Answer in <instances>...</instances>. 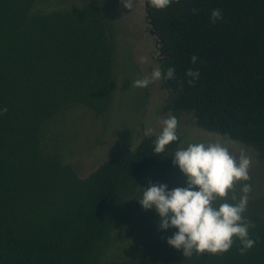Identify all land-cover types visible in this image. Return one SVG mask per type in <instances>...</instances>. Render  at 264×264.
I'll return each instance as SVG.
<instances>
[{
  "label": "trees",
  "instance_id": "1",
  "mask_svg": "<svg viewBox=\"0 0 264 264\" xmlns=\"http://www.w3.org/2000/svg\"><path fill=\"white\" fill-rule=\"evenodd\" d=\"M36 1L0 0V264H264V219L251 210V250L236 240L227 253L185 257L167 243L178 229L162 230L138 202L170 175L180 136L158 156L157 135L146 137L79 175L71 160L91 154L73 150L82 113L103 117L113 104L108 18L98 6L35 11ZM213 9L223 15L215 24ZM147 10L163 73L175 68L163 113L190 114L264 161V0H173L164 10L148 0ZM189 68L200 73L192 84Z\"/></svg>",
  "mask_w": 264,
  "mask_h": 264
},
{
  "label": "rangeland",
  "instance_id": "2",
  "mask_svg": "<svg viewBox=\"0 0 264 264\" xmlns=\"http://www.w3.org/2000/svg\"><path fill=\"white\" fill-rule=\"evenodd\" d=\"M132 5V9H128L123 6L121 0H37L34 7L35 11L51 12L98 6L104 13L106 12L108 18L115 67L113 104L103 117L98 118L88 112L82 113V124L77 126V133L80 136L72 137L75 145L73 150L78 152L90 146L91 154L79 164L75 161L76 158L71 160L77 165L76 168L82 178L95 171L113 153L134 150L144 138L159 135L163 121L167 119L163 111L170 90L163 86V78L155 81L147 89L131 86L133 81L150 75L156 68H160L163 73L161 67L163 61L157 50L158 40L151 34L146 0H132ZM141 57H146L147 62L142 63ZM64 123L67 127L71 124L67 117ZM72 128L71 125V132ZM148 128L152 129V135H145ZM178 135L181 142L177 149L186 148L190 143L220 141L237 158L241 150L250 156L251 179L238 184L237 192L239 193L243 183L251 184L252 191L247 210L264 219V161L259 158L257 152L244 147L246 145L241 142L231 141L226 136L206 132L197 126L196 119L190 114H184L180 118ZM75 154L77 153L73 155ZM175 181L178 187L187 186V178L179 167L173 164L170 175L163 182L156 184L167 185L170 190Z\"/></svg>",
  "mask_w": 264,
  "mask_h": 264
},
{
  "label": "clouds",
  "instance_id": "3",
  "mask_svg": "<svg viewBox=\"0 0 264 264\" xmlns=\"http://www.w3.org/2000/svg\"><path fill=\"white\" fill-rule=\"evenodd\" d=\"M179 3L180 0H175ZM124 7L132 9V0H121ZM151 7L157 10L167 9L173 0H149ZM196 9H193L194 14ZM211 22L215 24L223 19L220 9H213ZM146 63L147 58L141 57ZM198 57L193 55L191 63L195 65ZM186 75L192 84L198 80L200 73L189 68ZM173 80L175 68L170 67L162 73L160 68L154 69L150 75L136 79L132 87L147 89L155 81L161 79ZM8 109H2L7 113ZM179 121L169 114L163 121L162 131L154 141L156 156L166 151L173 142L179 140ZM148 128L145 135H152ZM173 164L187 178L186 187L168 189L164 184H149L143 189L142 199L138 202L145 210L155 208L161 218V229H178L167 243L182 250L185 257L194 253L203 255L223 254L229 252L236 240L241 244V254L251 250L256 241L250 237L249 230L254 225L245 217L247 211L251 184L243 183L237 192V185L250 181L252 159L243 150L239 157L222 142L190 143L186 148H179L174 153Z\"/></svg>",
  "mask_w": 264,
  "mask_h": 264
},
{
  "label": "water",
  "instance_id": "4",
  "mask_svg": "<svg viewBox=\"0 0 264 264\" xmlns=\"http://www.w3.org/2000/svg\"><path fill=\"white\" fill-rule=\"evenodd\" d=\"M147 5H148V0H146V12H147V16H148ZM148 21H149V25L152 27V24H151L149 18H148ZM151 34L154 35L156 38H157V37L159 38V36L155 33V30H154V29H151ZM160 44H161V41L158 43V46H157V50H158V52H159V46H160Z\"/></svg>",
  "mask_w": 264,
  "mask_h": 264
}]
</instances>
